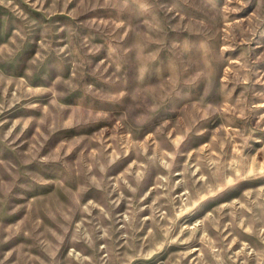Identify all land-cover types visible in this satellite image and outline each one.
<instances>
[{"label":"rangeland","instance_id":"rangeland-1","mask_svg":"<svg viewBox=\"0 0 264 264\" xmlns=\"http://www.w3.org/2000/svg\"><path fill=\"white\" fill-rule=\"evenodd\" d=\"M0 264H264V0H0Z\"/></svg>","mask_w":264,"mask_h":264}]
</instances>
